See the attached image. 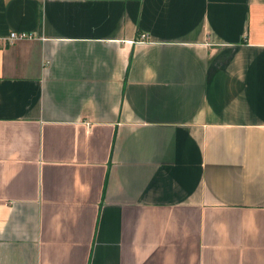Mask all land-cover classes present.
Masks as SVG:
<instances>
[{
  "label": "crops",
  "instance_id": "0c3cea01",
  "mask_svg": "<svg viewBox=\"0 0 264 264\" xmlns=\"http://www.w3.org/2000/svg\"><path fill=\"white\" fill-rule=\"evenodd\" d=\"M0 264H264V0H0Z\"/></svg>",
  "mask_w": 264,
  "mask_h": 264
},
{
  "label": "built area",
  "instance_id": "2783aa9c",
  "mask_svg": "<svg viewBox=\"0 0 264 264\" xmlns=\"http://www.w3.org/2000/svg\"><path fill=\"white\" fill-rule=\"evenodd\" d=\"M31 36H32V34L28 31H25V30H10L6 36V41L11 42V41H14L17 39L28 38ZM146 37H147L146 33L142 32L139 34L140 40H145Z\"/></svg>",
  "mask_w": 264,
  "mask_h": 264
}]
</instances>
